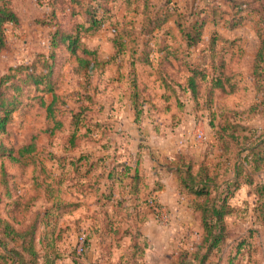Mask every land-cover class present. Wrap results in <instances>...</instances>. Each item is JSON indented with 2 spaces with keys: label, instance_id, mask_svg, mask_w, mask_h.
<instances>
[{
  "label": "trees",
  "instance_id": "16d2710c",
  "mask_svg": "<svg viewBox=\"0 0 264 264\" xmlns=\"http://www.w3.org/2000/svg\"><path fill=\"white\" fill-rule=\"evenodd\" d=\"M117 1L46 0L48 11L41 22L51 31L47 35L46 49L35 52L28 62L8 67L0 75V136L7 132L13 112L26 98L40 105L45 118L52 121V126L47 129L50 137L56 132L66 131L62 153L59 154L41 148L34 139L35 135L29 143L18 148L0 143V190L3 191L0 192V264H56L66 254L80 257L76 255L75 247L68 253L60 250L64 230L57 228V222L64 212L78 206L63 198L66 188H74L81 193L93 190L92 183L81 180L101 158L83 152L78 156L71 153L81 148L84 142L98 143L108 138L110 123L99 118L103 106L99 105L98 95L106 94L109 87L108 81L105 84L101 81L111 63L127 71L135 120H139L147 88L139 80L135 65L151 66L153 52L159 54L155 75L165 90L163 95L177 98L187 94L194 101L195 110L201 107L208 113V124L220 152L216 167L223 170L221 174L213 173L214 169H210L205 161L193 173L192 164L184 161L185 156L181 153L174 155L183 166L174 169L179 186L192 197L189 204L198 214L202 229L201 240L194 251L190 254L180 251L176 264H205L214 251L221 253L222 243L230 235L223 218L234 212L229 200L242 185L250 188L258 198L252 210L264 226V183L255 181L253 175L264 170V130L241 120L243 115L249 118L259 116L264 126V32L256 34L259 43L251 65L254 102L241 112L218 106L217 101L244 89L239 77L244 50L236 39L227 40L216 30L206 42L202 41L207 22L216 26L223 21L227 29H234L242 26L244 20L250 21L251 15L257 13L259 20L253 24H259L264 18V0L260 1V7L254 5L258 0H190L182 10L176 0H159L154 5L148 0H122L124 21L120 25L112 24L113 54L108 59H100L96 50L86 46L84 39L104 27L109 18L106 14L111 12ZM140 1L142 7L139 10L137 4ZM220 3L229 4L231 11L223 10ZM130 12L139 13L141 17L127 19ZM227 14L229 17L224 19ZM170 18H173L180 38L177 39L169 29L156 38L153 34L161 31ZM17 22L18 16L10 8L9 0H0V52L6 47L7 25L15 26ZM197 47L198 52L194 56L193 49ZM64 68L69 69L65 82L61 76ZM69 81L71 85L67 84ZM61 82L72 87L71 90L63 91ZM71 102L72 105L69 104ZM221 116L225 123H216ZM97 136L100 138L96 139ZM232 141L240 147L230 166L232 177L220 181V177L229 172L227 159ZM6 161L9 167L18 168L19 172L8 174L4 167ZM124 169L127 172L126 166ZM23 177L27 178L25 192L20 187ZM128 177L133 184H120L123 189L114 200V189L109 186L101 195L104 201L100 205L104 211L110 202L120 209L130 207V215L133 213V219L141 223L147 214L153 213L149 204L154 198L149 192L147 196L129 200L131 203L126 207V188L130 195L128 199H131L137 195L141 180L137 172ZM38 202H41V207L36 209ZM128 217L126 214L127 220ZM137 223L135 226L133 223V228L121 230L114 220L107 219L104 226L115 241L130 236L135 251L133 257L143 258L146 245ZM248 234L252 235L251 232ZM248 234L236 237L228 264H258L251 257L253 249ZM201 249L203 253H200ZM244 258L245 263L242 262Z\"/></svg>",
  "mask_w": 264,
  "mask_h": 264
},
{
  "label": "crops",
  "instance_id": "0c3cea01",
  "mask_svg": "<svg viewBox=\"0 0 264 264\" xmlns=\"http://www.w3.org/2000/svg\"><path fill=\"white\" fill-rule=\"evenodd\" d=\"M189 1L190 0H176L177 6L181 10ZM220 6L228 13L231 11V8L227 3H220ZM246 16L248 17V15ZM228 17L229 15L227 14L224 16V19H227ZM249 23V21L244 20L242 26L234 29H227L224 26L223 21L219 22L216 26L207 22L203 28L202 41L206 42L210 38L211 33L216 30L220 36L227 40L236 39V42L242 47L245 53V50L247 49L245 44L247 41H249V39H256L257 36L255 35V32L250 29ZM166 29H169L177 39L180 38L173 18H170L165 23L161 31H158L153 35L156 36V38H160L163 31ZM109 41L111 45V53L108 57H110L114 51L111 38ZM193 50V55L195 56L198 52V47ZM158 56L159 54L157 52L151 54L153 61L151 66H143L140 63L135 65V71L139 80L147 88L143 95L145 105L138 121L135 120L136 117L132 105L131 88L129 86L126 69H119L113 63L106 67L105 77L104 75L102 76L101 82L105 84L108 81L107 83H109V87L106 94L98 95V100L99 105L103 106L99 118L104 122L110 123L111 129L109 130L108 138L102 139L96 143L95 146H97L98 149H94V151L91 147V143H87L71 153L78 156L83 152L84 154H92L94 158H101V160L99 159L98 163L94 165L91 172L81 180L83 183H92L93 190H86L81 193L74 188H66L63 198L66 201L77 203L78 206L71 211L64 212L57 222V228L64 230L62 235L63 238L59 243L61 251L67 252L74 247L75 237L73 235H75L74 233L79 231V229L84 230L87 234L88 242L86 250L80 257H73L72 255L66 254L62 256L61 259H58L56 264H173L174 259H161L163 251L171 249L174 245L172 240L174 237L172 234L177 230H187V228L189 230L192 227L195 229L200 227L199 219H196L198 214L191 209L189 204L191 196L187 195L179 186L178 178L174 172L175 170L165 169L163 163L158 161L155 156L151 155L153 149L148 147L147 141L139 143L137 138L139 130L143 136L146 133V129L147 133L151 132L152 125L147 122L149 121V117L152 116V118L158 119L160 118L161 111L168 110V107L161 108L160 102L168 105L171 104L173 100L175 101L176 107L180 106L179 101L181 102L182 96H186L190 99L187 94H181L177 98H168L163 95L165 90L155 75L156 59ZM98 57L101 59L99 54ZM140 67L151 69L152 78L158 83L160 89L158 96L151 93L149 85L139 72ZM239 69L242 70L241 67ZM117 74L119 77L116 76ZM111 84L114 85L110 87ZM118 85L120 86L121 91L115 93V89L118 88ZM248 107L249 105L247 108ZM197 112V110H193V116H196V114H198ZM204 112L206 114V111ZM114 118L120 119L119 124H115ZM142 119L146 121L143 128L138 125V122ZM151 121V123H153V120ZM203 130L206 138L204 148H213L214 152H217L218 149L215 145L213 132L208 123L207 125H204ZM123 135L127 137V141H125L120 147L115 141L118 136ZM177 151L182 153L180 149ZM57 154H59V152ZM216 155L217 153L215 156ZM218 159L219 157L216 158V161H218ZM125 166L128 168L127 172L124 169ZM161 171L166 175L163 174V176H161ZM136 172L141 178L137 187L138 193L137 195H133L131 199H128L130 198V195L127 194L128 190L125 187V198L127 199V203L125 204L126 207L129 206L131 201L136 197L147 196V194L151 192V196L157 201L159 206L164 204L171 209V221L167 226L161 224V218H159L158 213V215L153 213L147 214L141 223H137V219H133L135 218L133 217L134 214L132 213L130 215L132 212L130 207H127V209H120L117 204H110V202L105 206L107 211H104V207L100 205L101 202L104 201L101 195L109 186L114 189V197L112 198L114 200L118 197L119 191L123 189L120 184L128 186L129 184H133L132 179L129 178L128 175H133ZM167 173L174 176V178L167 175ZM227 175L224 177L225 179H227ZM111 177H119L120 179H114ZM261 182L264 183V180ZM242 190L243 192L241 193ZM245 190L248 191L246 192ZM257 200L258 198L245 185H242L229 200V204L235 209L232 214L226 215L223 218V222L230 235L226 237L225 241L222 243L223 249L221 253L214 251L206 260L205 264H228V256L231 253L230 251L236 237L239 235H245L246 233L248 234L249 232L252 233L251 236L248 234L253 249L251 257L252 259H256L258 264H264V226L259 223L256 213L252 210V207L256 205ZM126 214L129 215V220L126 219ZM105 217L114 220L115 224L119 225L121 230L127 227L133 228V223L134 226L137 223L141 239L145 241L146 245L143 258H138L137 255H134L133 257L135 251L131 246L130 236H124L119 241H115L110 234L106 232V226H104V224L107 223V219L105 222L102 221ZM198 230L200 231L199 234H201V227ZM176 240L178 241V239ZM242 262L245 263L246 258L242 259Z\"/></svg>",
  "mask_w": 264,
  "mask_h": 264
},
{
  "label": "rangeland",
  "instance_id": "374dc122",
  "mask_svg": "<svg viewBox=\"0 0 264 264\" xmlns=\"http://www.w3.org/2000/svg\"><path fill=\"white\" fill-rule=\"evenodd\" d=\"M45 1L46 0H9V6L17 14L18 22L15 24V26L7 25L6 27L7 43L6 47L0 52V75L4 74L8 67L15 66L22 62H28L35 52L44 51L46 49L47 35H49L48 32L51 33V31L47 30L48 28L46 29L45 26H43L41 23L44 19V14H46V12L48 11ZM100 1L103 2V0ZM158 1L159 0H148V2L152 4ZM260 1L262 0H258L254 3V5H256L255 7H260ZM95 3L96 2H93L92 4ZM108 5L110 7V4ZM133 5V7H135V4ZM137 6L140 10L142 7V2L140 1ZM149 11H153V9L149 8ZM106 15L109 18L106 20L104 27L95 35L86 37L84 39L86 46L90 49L96 50L101 59H108L107 57L111 53V45L109 40L113 36L112 24L120 25L124 21L123 17H125V10L122 5V0H118L117 3L113 5L111 12ZM127 17V19L135 18L136 20L141 16L139 13L137 14L134 12H130L127 13ZM258 20L259 14L253 13L251 15V20L249 21L250 29L255 32V35L259 33L263 34L262 31L264 32V18H262L259 24L254 25L253 21L258 22ZM258 37L259 36H256V39L252 40L249 39V41H247V43L245 44L247 49L245 50V53L242 57L243 59L240 63V67L242 68V70H240L239 74L241 85L244 86V89H242V91H238L235 94H230L219 98L217 101L218 106H225L227 109H230L232 111L241 112L247 109V106L254 102L255 94L251 78V65L253 63L255 53L258 49ZM257 61L258 60H256V62ZM68 71V68H64L62 71L61 76L64 82L67 81L65 79V75L66 73H68ZM139 72L142 75L143 79L149 85L151 93L155 96H158L160 93V89L158 83H156L152 78L151 69L147 67H140ZM116 76L119 77L118 74ZM94 78L96 79V76ZM61 84L62 88L64 89L63 91H70L72 88L70 86H66L63 82H61ZM67 84L69 85L70 81L67 82ZM113 85L114 84H111L110 87ZM120 89L121 88L118 85V88L115 89V93L117 91H121ZM34 102L35 101L31 102L29 98H26L23 102H21L18 109H16L11 116L12 119L6 127L7 132L0 136V143L7 147L18 148L29 143L35 135L34 139H36V142L41 148H43L44 150L49 149L57 153H62L61 147H63L64 145L63 141L66 136V131L56 132L53 137H50V135H48L47 133V129L52 126V121H49L45 118L44 110L40 107V105ZM160 103L161 108L168 107V110L161 111L160 118L158 119H154L152 118V116L149 117V121L147 122L152 125V130L151 132L147 133V129L144 128L146 129V133L144 134V136L141 135L142 133L139 130V133L137 134L139 143L147 141L148 147L153 149L151 155L155 156L158 161L163 163L165 169L174 171L176 167L181 166L180 163L177 161L179 159L177 155L178 153H181L177 150L180 149L182 151L181 154L183 155V157L185 156L184 161H189L192 164L193 173L197 171L200 163L205 162L206 160V163H208V167L210 169H214L213 173L217 172L218 174H221L223 170H221L220 168L218 169L216 167V158L219 157V150L217 152H214L213 148H204V142L206 141V138L204 136L203 127L205 124L207 125L209 121L208 113L206 112L205 114L204 110L199 107L196 109L198 111V114H196V116H193L192 111H195L194 101L188 99L186 96L181 97L180 106H176L177 108L175 107V101L173 100L171 104L168 105H165L162 102ZM69 104L72 105V102ZM119 120L120 119L114 118L115 124H119ZM151 120H153L154 124L151 123ZM241 120H245V122L251 123V125L255 127H261L260 129L264 130V126H262V118L259 116L249 118L243 115L241 117ZM225 121L226 120L221 116V118L216 121V123H225ZM234 121L236 122L237 120L235 119ZM145 122L146 121L142 119L138 122V125L143 128ZM195 133L202 134L201 139H191V137H193ZM99 138L100 136H97L96 139ZM126 139L127 137H125L124 135L118 136L115 142L121 147L123 143L127 141ZM87 143H91L93 151L94 149H98L97 146H95V142H84V144ZM239 150V145L236 142L232 141L230 153H228L227 159L228 166L225 164L228 167L227 169L229 171L227 173V178L232 177V171H230V166L233 164V161L235 160V154ZM216 153L217 155L215 156ZM172 154L177 155L175 157ZM7 163L8 162L6 161L4 167L8 174H17L19 172L18 168H11L8 166ZM181 167L183 168V166ZM163 174L165 173L161 171V176H163ZM167 175L174 178V176L168 173ZM253 175L255 181L261 182L264 180V170L262 169L254 172ZM224 177L225 176H223V178L220 177V181H223L222 179H225ZM26 179V177H23L21 180L22 186L20 185V187L21 189L23 187V192H25L27 189V187L25 186ZM245 191L247 192L248 190ZM0 192L2 193L3 191L0 190ZM242 192L243 190L241 191V193ZM190 198L192 199V197ZM190 202L191 200H189V203ZM39 207H41V202L37 204L35 208L37 209ZM170 210L171 209L169 208V206L164 204H161V206H159L158 208L157 213L159 214V218H161V224L163 226H167L171 221ZM196 219L198 220V217H196ZM199 228L195 229L192 227L189 230L187 228V230L182 229L174 232L172 234L174 237L172 238L174 245L171 249L163 251V253L161 254V259H174L173 264H176L177 255L178 253H180V251H188L189 254L192 253L202 237V232L201 234H199ZM74 234V247L80 235H85L86 243L88 242L87 234L84 230L79 229V231H76V233ZM176 239H178V241ZM74 247H72V249H74ZM200 253H203V249H201Z\"/></svg>",
  "mask_w": 264,
  "mask_h": 264
},
{
  "label": "built area",
  "instance_id": "2783aa9c",
  "mask_svg": "<svg viewBox=\"0 0 264 264\" xmlns=\"http://www.w3.org/2000/svg\"><path fill=\"white\" fill-rule=\"evenodd\" d=\"M202 137V134H194L193 137H191V139H194V138H197V139H201ZM196 140V139H194ZM151 210L153 211L154 214H157L158 212V208H159V204L157 203V201L155 199H152L150 201V204H149ZM86 246H87V243H86V237L85 235H80L79 238H78V241L75 245V252L77 255H82L83 252L86 250Z\"/></svg>",
  "mask_w": 264,
  "mask_h": 264
}]
</instances>
